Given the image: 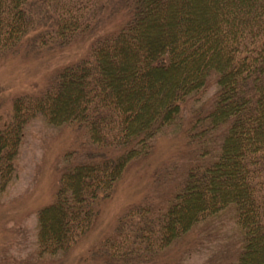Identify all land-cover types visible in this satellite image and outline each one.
Masks as SVG:
<instances>
[{
	"label": "trees",
	"instance_id": "obj_1",
	"mask_svg": "<svg viewBox=\"0 0 264 264\" xmlns=\"http://www.w3.org/2000/svg\"><path fill=\"white\" fill-rule=\"evenodd\" d=\"M78 34L90 37L86 56L58 68L44 91L16 97L0 124L2 189L37 116L85 138L37 212L41 255L88 233L128 166L181 124L196 156L182 183L163 204L129 208L98 264L152 263L226 210L240 232L233 264H264V0H0V60ZM213 82L207 112L183 125L184 105Z\"/></svg>",
	"mask_w": 264,
	"mask_h": 264
},
{
	"label": "rangeland",
	"instance_id": "obj_2",
	"mask_svg": "<svg viewBox=\"0 0 264 264\" xmlns=\"http://www.w3.org/2000/svg\"><path fill=\"white\" fill-rule=\"evenodd\" d=\"M90 12L85 10L86 15ZM89 38L78 34L64 44L54 38L51 47H21L14 55L1 59L0 124L11 119L16 97L44 91L58 68L83 59L89 50ZM215 90L213 82L198 98L187 101L183 125L196 111L207 112ZM182 130L181 124L168 128L156 137L147 158L128 166L113 194L100 202V213L90 231L68 251L41 255L37 212L53 200L65 154L78 150L85 138L72 127L53 126L41 115L34 118L25 129L14 175L5 188L0 187V264L100 263L101 253L113 251L103 247L105 240L116 233L119 218L129 208L163 204L182 183L196 157ZM239 241L232 213L221 211L198 222L182 240L145 264H233Z\"/></svg>",
	"mask_w": 264,
	"mask_h": 264
}]
</instances>
